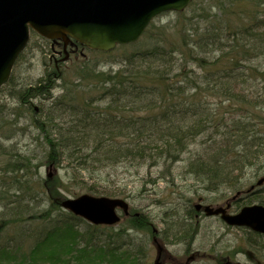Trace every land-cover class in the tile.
Instances as JSON below:
<instances>
[{
  "label": "trees",
  "instance_id": "16d2710c",
  "mask_svg": "<svg viewBox=\"0 0 264 264\" xmlns=\"http://www.w3.org/2000/svg\"><path fill=\"white\" fill-rule=\"evenodd\" d=\"M239 1L236 0L238 7L230 6L225 11L217 9L220 13L213 15L206 11L211 9V6H206V1L198 0L190 4L186 12L192 15L176 12L177 19L173 25L168 21L154 26L156 31L148 29L146 36L137 42L117 46L114 50L122 54L119 60L114 61L118 63L117 68L104 69L99 62L89 64L85 61L78 72L74 71L72 81L62 83L61 95L52 94L55 81L52 76H57L54 69L34 85L25 86L19 91L21 94H17L21 104L33 99H46L48 102L40 103L38 108V112L44 115L46 133L50 138L54 137L53 141L45 137L50 148L44 156L47 161L62 163L67 160L72 170L78 166L89 172L93 183L84 186L85 189L95 194L117 195L113 188L100 190L103 185L100 181H106L105 176L109 181V175L103 174L104 168L122 166L138 169L141 166L153 167L160 159L163 164L164 159L168 160L167 163L178 161L187 147V140L195 138L214 122L209 113V103L200 101L205 92L216 93L222 101L233 99L241 105L247 104V96H250L255 101L260 99L257 104L262 105L260 109L264 108V87L253 94H249L248 87H244V83L250 85L255 79L248 72L261 68V63L254 65L252 60L264 58V0H246L249 6L258 9L251 11L240 9ZM194 13L199 14L195 16ZM243 16L245 18L241 20ZM194 17L196 20H193ZM152 32L161 35V40L154 38ZM167 39H173L180 46L175 48L174 44H168ZM224 47L230 52H225ZM174 51H179L181 56L183 54L184 61L177 62L172 54ZM188 62H193V65L189 66ZM259 72L264 80V70ZM245 75L249 77L245 78ZM68 84L75 89L89 87L92 92H100V96L97 95L96 99L87 92L88 97L79 102L78 93ZM106 96L109 99L105 100L102 110L89 108ZM137 112L145 115L137 116ZM32 125L44 134V125L40 122L35 120ZM5 136L9 138L11 134ZM256 139L261 138L253 133L251 139L244 143L245 155L256 154L253 149ZM214 143L217 141L214 140ZM9 149L5 151L0 144L2 169L10 173H28L34 155L20 153L12 149V145ZM227 149L216 144L212 152L214 155L209 156L210 161H202L201 158L195 163L187 161V173L204 170L209 173L207 178L210 181H221L229 175V171L226 163H217L216 160ZM232 154L234 161L242 155ZM226 160L223 159V162ZM12 180L17 181V178ZM34 184L41 187L40 181H34ZM18 186H21L20 181ZM47 196L50 205L42 213H34L35 217L44 213L48 217L55 209L61 208L59 201L63 196L60 193L48 191ZM251 199L264 202V194L255 193L249 201ZM238 202L236 207L243 203ZM17 214L16 217L19 216ZM131 219L128 222L130 227L146 229L148 219L145 214L134 215ZM3 220L0 218V230L7 223ZM77 221H82V218L66 213L54 220L48 229L39 232L31 247L19 254L14 245L0 244V264H135L139 259L141 250L123 247L118 241V233L110 231L112 226L88 224L89 231H81ZM99 229L108 230L111 245L99 240V235L104 233L98 232ZM190 236L191 232L186 228L179 234L176 232L174 237L176 240H187Z\"/></svg>",
  "mask_w": 264,
  "mask_h": 264
},
{
  "label": "rangeland",
  "instance_id": "374dc122",
  "mask_svg": "<svg viewBox=\"0 0 264 264\" xmlns=\"http://www.w3.org/2000/svg\"><path fill=\"white\" fill-rule=\"evenodd\" d=\"M197 1L192 0L191 4ZM205 1L207 7L211 6V9L206 10L209 11V15L219 14L220 12L217 9L225 11L229 10L230 6L238 7L236 0H202L203 3ZM238 4L242 10L248 8L251 11L257 8L249 6L246 0H241ZM186 11L187 9L183 10V15ZM185 15L192 14L188 11ZM244 18L245 16L241 17V20ZM176 19L177 15L175 13L167 12L156 17L153 22L154 25H157L169 21L168 23L173 25ZM193 20H196V17ZM152 33L154 38L158 39L161 36L159 34L156 35V32ZM230 37H223V39H229ZM168 44H174L175 48L180 46L173 42V39H169ZM61 48L60 40L55 39V41L51 42L40 35L31 34L28 45L13 66L10 82L6 83L0 90V144L5 148V151H9V147L12 145V149L20 153H30L35 157L33 164H31L32 167L30 166L31 168L26 174L25 171L19 173L6 172L2 169V157H0V218L7 222L0 230V244L14 245L18 248V254L21 251H27L31 247L39 232L48 229L54 220L62 218L66 213H69L65 209L60 208L55 209L48 217L44 216L45 213L39 217L33 215L34 213H42L50 205L47 196L48 191L51 193L57 191L63 197H73L74 192L77 194L82 192L95 194L94 191H88L84 188V186L92 185L93 183L89 172H84L78 166L72 170V166H69L67 160L62 163L61 161L49 163L47 158L44 157L48 149L50 150L45 137L52 141L54 137L50 138L49 134L46 133V123L43 122L44 115L37 110L40 107V103H48L47 100L33 99L21 104L17 94L25 86L34 85L39 79L45 77L48 71L51 72L55 68L53 64L55 60H57V63L59 62L58 71L56 72L58 77L52 76L55 79L53 83L55 87L52 89V94L57 96L63 94L62 83L66 84L72 81L75 75L74 71L78 72L85 61L89 62V64L99 62L104 69L117 68L118 63L113 61L119 59L122 54L113 50L112 53L106 55L78 47L74 51H78L79 54L74 55L73 51H69L67 47V49H64L65 53L59 61ZM224 51L230 52L226 48ZM174 55L178 57L176 52ZM182 56L184 57L183 54ZM182 61L184 60L182 59ZM257 63H261V68L258 70L263 71L264 58L252 60V64L257 65ZM192 65L193 62H189V66ZM99 69L102 68L99 67ZM188 69L189 67L186 70L188 71ZM255 71L248 72L255 78L253 83H250V85L247 82L244 83V87H248L247 91L249 94L261 91L264 87V80L261 79L260 72ZM248 77L249 75H245V78ZM74 82H77V80ZM67 86L71 85L68 84ZM71 89L78 93L79 102L83 101L82 98L88 97V93L85 92L88 89H83V87L75 89L73 86H71ZM95 92L93 91L89 95L96 96L98 95L97 93H100ZM247 97L249 102L241 105L233 99L230 102L222 101L216 93L205 92L200 97V101L209 103V113L214 122L208 125L195 138L187 140L189 151L182 152L178 161L167 163L168 160L164 159L165 164H163L160 159L153 167L141 166L138 169L137 167L123 168L122 166L115 169L104 168L103 174L109 175V181H107V176H105L106 181H100L103 184L100 190L113 188L118 194L108 196L122 197L126 199L130 207L129 216L126 215L129 219H124L110 231L116 232L122 229L123 226L126 228L125 221L132 220L133 214L139 215L141 211L147 214L150 219L149 228L145 233L128 229L121 234V241L133 245L132 250H136L137 246H141L139 249L142 253L138 255L139 259L135 264L153 263L156 250L152 245L151 229H155L154 227L159 230L165 229L166 224L163 223L162 212L171 210L172 207H176L179 215L185 217L183 218L185 219L184 221L190 223L193 230H195V242L192 244L195 247L194 249H201V252L204 251L205 257L198 258L191 264H219L227 259L232 264H264V239L251 236L245 229L225 226L217 217L205 216L201 208V212L194 214V217L188 218V216L183 214V205L188 204L190 206L199 202L205 206L207 204L220 205L229 200L230 203L228 202V204H232L231 209L236 210L237 201L235 200V202L233 199L236 197L237 191L243 192L251 184H254L258 178L263 176L264 108L260 109L262 105L259 106L257 104L260 99L255 101L250 96ZM104 104L96 103L90 107L102 110L101 107ZM136 114L137 116L145 115L140 112ZM35 120L44 125L45 135L32 125ZM57 121H61V119ZM9 122H13V124L10 125ZM9 128L12 129L9 130ZM253 133H257V136L261 138L254 141L253 149L255 148L256 154L254 156L245 155L244 149L246 145L244 143L251 139ZM10 134L9 138L5 136ZM238 135L241 136L237 137ZM214 140L217 141L218 147L220 145L228 147L226 151L220 153V157L216 161L217 163L227 162L226 168L229 171V175L226 172L225 175L227 176L221 181L212 182L207 178L209 173L204 170L198 173H187V161L195 163L198 158H201L202 161H210L209 156L214 155L212 153L216 144ZM234 151L238 154L243 153L241 156L236 157L235 161L232 154H235ZM221 154L223 155L221 156ZM226 158L227 160L223 162V159ZM15 177L17 181L13 182L12 178ZM112 180L115 181L114 185H112L114 182ZM19 181L21 186H18ZM34 181H40L42 188L35 186ZM260 194H264V190ZM250 198H252V195L242 197L238 201H242V204L255 202L253 200L249 201ZM18 212L19 214H17ZM119 213L122 215L121 210H119ZM15 214L19 216L16 217ZM77 223L79 230L89 231L87 222L77 221ZM100 231L104 233L99 235V240L111 245L109 242L110 235L107 233L108 230L99 229L98 232ZM171 233L172 230L169 229L168 236L164 232L160 234L161 236L166 235L162 241L165 243V258L182 263L186 258L185 244L179 243L172 238ZM250 242L253 245L249 244ZM126 246L128 245H124V247ZM19 257L18 255L17 258Z\"/></svg>",
  "mask_w": 264,
  "mask_h": 264
},
{
  "label": "water",
  "instance_id": "95a60500",
  "mask_svg": "<svg viewBox=\"0 0 264 264\" xmlns=\"http://www.w3.org/2000/svg\"><path fill=\"white\" fill-rule=\"evenodd\" d=\"M189 0H0V85L10 76L13 64L26 45L32 28L47 38L64 40L73 37L92 49L109 50L116 43L136 40L150 19L164 10H180ZM264 181V176L257 183ZM65 209L94 224H112L119 217L116 207L127 212L119 198L93 196L87 193L64 198ZM208 214L222 212L230 224L249 226L264 233V206L252 205L228 216L220 207L208 208ZM154 264L160 260L161 247ZM190 256L184 264L192 259ZM227 264V263H226Z\"/></svg>",
  "mask_w": 264,
  "mask_h": 264
},
{
  "label": "flooded vegetation",
  "instance_id": "af4514ba",
  "mask_svg": "<svg viewBox=\"0 0 264 264\" xmlns=\"http://www.w3.org/2000/svg\"><path fill=\"white\" fill-rule=\"evenodd\" d=\"M60 43H61V42H60ZM61 46H62L61 51H63V44H62ZM67 47H68L69 51L72 50L73 53H74V49H76V48L78 47V44H77L75 41L70 40V41L67 43V45H66V49H67ZM61 51H60V53H61ZM54 62H57V60H55Z\"/></svg>",
  "mask_w": 264,
  "mask_h": 264
}]
</instances>
